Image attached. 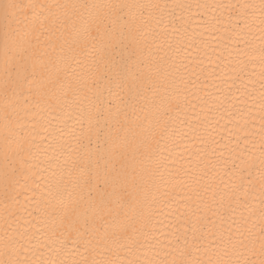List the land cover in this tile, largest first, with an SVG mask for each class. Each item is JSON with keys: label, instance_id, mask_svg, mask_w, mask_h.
<instances>
[{"label": "bare ground", "instance_id": "obj_1", "mask_svg": "<svg viewBox=\"0 0 264 264\" xmlns=\"http://www.w3.org/2000/svg\"><path fill=\"white\" fill-rule=\"evenodd\" d=\"M6 2L0 261L264 258L261 0Z\"/></svg>", "mask_w": 264, "mask_h": 264}, {"label": "snow or ice", "instance_id": "obj_2", "mask_svg": "<svg viewBox=\"0 0 264 264\" xmlns=\"http://www.w3.org/2000/svg\"><path fill=\"white\" fill-rule=\"evenodd\" d=\"M19 5L15 3V0H7L6 3L3 4V10L5 12V15L14 14V10L18 8ZM111 7V6H109ZM260 8L262 12H264V0H261ZM91 33H89L90 35ZM107 36V53H106V63H108L111 67L117 68L116 77L118 82L121 85L127 84V76L124 72L119 70V65L116 63V56L122 55V53L119 51L121 45H122V34L117 35L115 32L111 33H105ZM261 60L262 64H264V51L261 53ZM264 74V73H262ZM113 158L115 159V153L113 154ZM107 183V181H105ZM233 252L237 255H240V253L237 251V245H232ZM227 252V250H226ZM260 254L262 257H264V234H262L260 239ZM0 264H28L27 261H20V260H8V261H0ZM87 264V262H85ZM102 264H112L111 261H104ZM131 264V262H130ZM150 264V262H149ZM173 264H176V262H173ZM180 264H205V262L202 261H181ZM206 264H264V258H261L258 262L244 259V260H217L215 262L208 260Z\"/></svg>", "mask_w": 264, "mask_h": 264}]
</instances>
